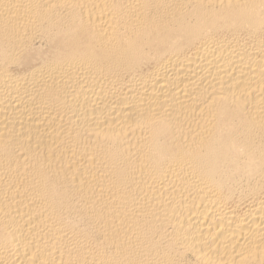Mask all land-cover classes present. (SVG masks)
Instances as JSON below:
<instances>
[{
  "label": "bare ground",
  "instance_id": "1",
  "mask_svg": "<svg viewBox=\"0 0 264 264\" xmlns=\"http://www.w3.org/2000/svg\"><path fill=\"white\" fill-rule=\"evenodd\" d=\"M0 264H264V0H0Z\"/></svg>",
  "mask_w": 264,
  "mask_h": 264
}]
</instances>
